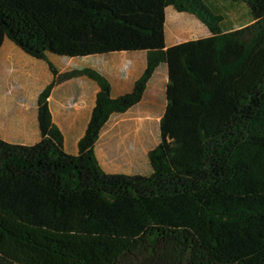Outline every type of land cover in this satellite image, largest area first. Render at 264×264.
<instances>
[{"label":"trees","instance_id":"trees-1","mask_svg":"<svg viewBox=\"0 0 264 264\" xmlns=\"http://www.w3.org/2000/svg\"><path fill=\"white\" fill-rule=\"evenodd\" d=\"M168 8L210 36L166 48ZM5 41L53 80L37 99L39 142L0 139V264H264V0H0V50ZM140 52L143 74L116 99L100 73L48 62ZM160 66L151 173L107 174L102 130L140 103ZM79 77L99 91L71 155L48 99Z\"/></svg>","mask_w":264,"mask_h":264},{"label":"crops","instance_id":"crops-1","mask_svg":"<svg viewBox=\"0 0 264 264\" xmlns=\"http://www.w3.org/2000/svg\"><path fill=\"white\" fill-rule=\"evenodd\" d=\"M184 15H190V17L171 15L169 21L173 27L172 32L167 28L168 21L166 19V48L182 43L175 37L176 28L182 31L205 27L194 15ZM51 59L69 62L73 65L69 70L67 68L56 69L59 73L85 68L100 73L109 82L111 97L114 99L130 93L134 83L146 68V54L142 52L110 54L83 59H60L49 56V63ZM17 63L26 65L23 66L22 78L25 75L27 79L34 82L32 95L29 96H31L30 99L35 96L36 102L33 104L27 96L23 98L25 94L22 95L20 92L17 93L19 95L15 93L14 96L8 97L6 91H0V139L10 144L32 146L40 140L37 125V99L39 94L52 82L53 77L46 62L30 58L12 43L5 41L0 50V78L8 79ZM166 83V68L160 66L148 83L140 103L127 113L114 115L109 119L95 145L96 159L104 172L119 174L112 171L111 165L119 162L118 159L122 156L131 155L135 160L138 157L139 165L145 166L147 155L152 149L149 148L150 140L147 138L142 140L145 144H142V149L140 148L138 151L137 145L142 143L138 133L143 132L150 135L151 130L159 125L165 109ZM98 91L96 83L88 78L79 77L60 84L50 93L48 103L52 123L62 134L64 150L68 154L75 155L77 152V144L84 135ZM146 125L149 127L148 130L145 128ZM67 144L75 147L74 152H68ZM145 145L147 146L145 147Z\"/></svg>","mask_w":264,"mask_h":264},{"label":"rangeland","instance_id":"rangeland-1","mask_svg":"<svg viewBox=\"0 0 264 264\" xmlns=\"http://www.w3.org/2000/svg\"><path fill=\"white\" fill-rule=\"evenodd\" d=\"M220 4V11L222 15L225 17L226 22L233 23L235 21V13L233 14V9L228 6V4L224 2H219ZM243 11H241L242 13ZM232 14V15H231ZM171 15H178L180 17H190V15H181L180 13H177L173 8H168L166 12V19L168 21L167 23V28L169 31H173V27L171 26V22L169 21L171 18ZM195 19V18H194ZM241 19H244L241 17ZM237 20V19H236ZM237 22V21H236ZM209 36V33L205 27H201L199 29L193 28V29H185L182 31H179L178 28L175 29V37L179 39L178 41L185 42L191 39H201V38H206ZM50 64L57 70H60V68L69 70L73 65L70 64L69 62H59V60L55 61L54 59H51ZM23 66H26L23 63H17L15 64V69L14 71L12 70L11 74L9 75L8 79L5 78L2 80L0 78V91H6L7 96L11 97L14 96L16 93H22L25 94L23 98L29 97V101L33 102L35 104L36 102V97L34 96L33 99H30L32 95V91L34 88V82L32 80L27 79L25 75L24 78H22V71H23ZM61 66V67H60ZM24 72V71H23ZM66 73V72H63ZM61 74V73H60ZM43 76V75H42ZM41 76V77H42ZM22 78V79H21ZM19 95V94H17ZM163 110V109H162ZM147 126V125H146ZM147 130L149 127H145ZM145 132V131H144ZM139 134V140L142 141L144 139L149 138V148L153 149L157 146L159 142V132H158V126L154 127V129L151 130L150 135L149 134H144L143 132L138 133ZM147 135V136H146ZM146 136V138H145ZM142 141L141 144L137 145L138 151L140 148L142 149L143 145L145 144ZM147 145H145L146 147ZM66 148L68 152L72 153L75 150V147L72 146L71 144H67ZM133 154V153H132ZM138 155V154H137ZM136 158V157H135ZM129 159V160H128ZM119 162L112 163V171L118 172L119 174L126 175V176H134V175H149L151 173V169L148 163V160L146 159L145 166L139 165L138 163V157L136 160L130 155L128 157L122 156L120 159H118ZM128 160V161H127ZM121 162V164H120ZM125 162V163H122Z\"/></svg>","mask_w":264,"mask_h":264}]
</instances>
